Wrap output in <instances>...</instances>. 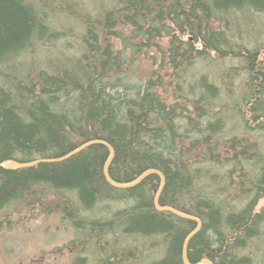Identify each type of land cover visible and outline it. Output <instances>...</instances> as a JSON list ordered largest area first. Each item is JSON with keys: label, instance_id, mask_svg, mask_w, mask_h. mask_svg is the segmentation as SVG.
Wrapping results in <instances>:
<instances>
[{"label": "trees", "instance_id": "1", "mask_svg": "<svg viewBox=\"0 0 264 264\" xmlns=\"http://www.w3.org/2000/svg\"><path fill=\"white\" fill-rule=\"evenodd\" d=\"M81 1L0 0V162L104 141L113 181L156 169L201 221L190 263L264 264V0ZM108 155L0 168V227L54 214L70 264H183L195 222L155 174L108 184Z\"/></svg>", "mask_w": 264, "mask_h": 264}, {"label": "rangeland", "instance_id": "2", "mask_svg": "<svg viewBox=\"0 0 264 264\" xmlns=\"http://www.w3.org/2000/svg\"><path fill=\"white\" fill-rule=\"evenodd\" d=\"M56 18L58 25L63 21L66 25L78 24L75 18L69 21L64 20L63 15ZM58 42L46 46L48 49L40 46L31 59H42L46 54L52 58L59 53L69 54L57 45ZM261 141L264 144V138ZM29 211L23 209L20 214L9 216L11 226L8 230V227H0V264H70L63 245L71 238V230L62 227L54 214L33 216Z\"/></svg>", "mask_w": 264, "mask_h": 264}, {"label": "water", "instance_id": "3", "mask_svg": "<svg viewBox=\"0 0 264 264\" xmlns=\"http://www.w3.org/2000/svg\"><path fill=\"white\" fill-rule=\"evenodd\" d=\"M96 143L102 144L108 149L109 155H108V158L105 161L104 166H103V175H104V178L108 184H110L111 186H113L115 188H127V187H131V186L138 184L146 176H148L150 174H155L159 177V186L156 190L154 200H153L154 207L158 211H167V212L174 214L178 217L188 219V220H192L195 222V224H196L195 228L185 237L183 244H182V249H181V259H182L183 264H192L188 261V258H187V244H188L190 237L199 230V228L201 226V221L195 216L183 213V212L176 210L170 206L159 205V195H160V192H161L163 185H164V177H163L162 173L156 169H148V170L144 171L143 173H141L134 180L127 182V183H120V182L113 181L108 175V168H109V164L113 158L114 151H113V148L109 144H107L106 142L101 141V140L88 141V142L82 144L81 146L77 147L76 149H74L73 151L68 153L67 155H65L61 158H58V159H36V160L30 161V162H17L13 159H6V160H3L2 162H0V168H9V169L14 170V169H18V168H24V167L32 166V165H35L39 162L60 161V160L66 159V158L70 157L71 155L77 153L78 151L85 148L86 146H88L90 144H96ZM193 264H213V262L210 261L209 259L203 258L199 262L193 263Z\"/></svg>", "mask_w": 264, "mask_h": 264}]
</instances>
